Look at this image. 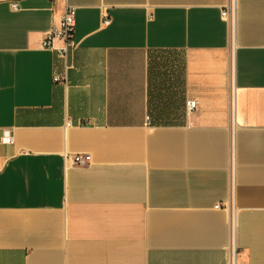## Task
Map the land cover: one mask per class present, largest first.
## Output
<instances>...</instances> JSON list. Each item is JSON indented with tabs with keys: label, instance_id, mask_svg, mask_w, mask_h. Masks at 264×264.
Returning a JSON list of instances; mask_svg holds the SVG:
<instances>
[{
	"label": "crops",
	"instance_id": "0c3cea01",
	"mask_svg": "<svg viewBox=\"0 0 264 264\" xmlns=\"http://www.w3.org/2000/svg\"><path fill=\"white\" fill-rule=\"evenodd\" d=\"M231 2L0 0V264H264V0Z\"/></svg>",
	"mask_w": 264,
	"mask_h": 264
},
{
	"label": "built area",
	"instance_id": "2783aa9c",
	"mask_svg": "<svg viewBox=\"0 0 264 264\" xmlns=\"http://www.w3.org/2000/svg\"><path fill=\"white\" fill-rule=\"evenodd\" d=\"M12 7L14 9L17 8V3L13 2ZM223 17L231 23V25L235 22V15H236V6L235 0L225 7L222 11ZM102 23L108 25L110 23V19L106 13L102 15ZM75 26H76V8L70 5L65 6L64 14L61 18L60 24L58 26L53 27L49 31L46 32L44 39L42 41L43 48H50V49H57L62 57H66L68 52L74 49L77 46V43L74 40V33H75ZM56 42H62L63 46L60 48L55 47ZM60 77H55V80H60ZM198 102L195 99L187 100L186 107L189 112L195 110L197 108ZM150 119V117H148ZM5 141L11 142L12 136L7 132L5 136ZM91 156L89 155H77L72 158L74 164H83L85 162H89ZM217 208L220 205L216 206ZM236 249H232V253L230 256V264H236L235 260Z\"/></svg>",
	"mask_w": 264,
	"mask_h": 264
}]
</instances>
